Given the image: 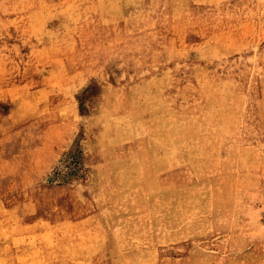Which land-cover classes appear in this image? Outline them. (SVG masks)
I'll return each instance as SVG.
<instances>
[{
    "label": "rangeland",
    "instance_id": "374dc122",
    "mask_svg": "<svg viewBox=\"0 0 264 264\" xmlns=\"http://www.w3.org/2000/svg\"><path fill=\"white\" fill-rule=\"evenodd\" d=\"M226 83L248 152L203 264H264V0H0V264H178L151 253L155 115H205Z\"/></svg>",
    "mask_w": 264,
    "mask_h": 264
},
{
    "label": "bare ground",
    "instance_id": "6f19581e",
    "mask_svg": "<svg viewBox=\"0 0 264 264\" xmlns=\"http://www.w3.org/2000/svg\"><path fill=\"white\" fill-rule=\"evenodd\" d=\"M218 82L221 80L218 79ZM232 85L233 83H226V87H221L224 96H217V106L214 110H208L206 105L202 111L209 112L205 115H202L199 106L193 107L185 103L181 106L174 105L175 108L171 109L168 108L167 101L155 115L152 174L154 182H159L155 185L157 190L165 192L154 198L157 209L153 216L154 230L150 232V241L154 244L151 253L153 260L156 259L155 262L160 255H165L159 246L166 250L172 242L185 248V257L178 259V264H203L204 259L214 256L213 249L217 244H222L219 230L215 228H219L220 224L213 220L206 221V214L211 211L216 218L215 208L220 205L217 197L220 193L224 195V190L227 195L222 198L224 207L236 205L240 194L234 184L238 179L232 168H227V165L230 162L236 163L239 158L240 161L246 159L244 153L248 152L246 146H237L242 142L241 135L233 128L237 125L235 123L243 122L237 119L245 108V103L237 96ZM213 115L222 118L223 122H216L211 127L210 123L204 120L213 119ZM224 125H228L229 129ZM219 133L227 142H236L233 147H223L227 150L225 155L221 151L222 148L219 149L220 146L212 145L223 138L219 137ZM205 136L208 139L214 136L215 139L207 141ZM248 158L247 161H252L250 156ZM220 165L224 172L217 174L220 175L218 178L212 177L213 169L217 167L220 171ZM161 173L166 178L161 179ZM168 191H171L172 195L167 194ZM158 207H162L161 210H158ZM121 235L114 240L125 244ZM190 236L193 237V242L184 243L183 240ZM113 238L111 236L110 239Z\"/></svg>",
    "mask_w": 264,
    "mask_h": 264
}]
</instances>
